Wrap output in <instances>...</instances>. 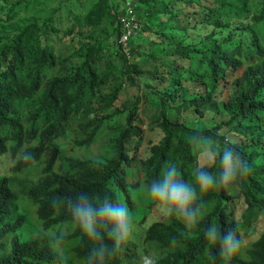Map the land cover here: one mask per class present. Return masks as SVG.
<instances>
[{"label": "clouds", "instance_id": "9594fccd", "mask_svg": "<svg viewBox=\"0 0 264 264\" xmlns=\"http://www.w3.org/2000/svg\"><path fill=\"white\" fill-rule=\"evenodd\" d=\"M5 2L0 264H264V0Z\"/></svg>", "mask_w": 264, "mask_h": 264}, {"label": "trees", "instance_id": "16d2710c", "mask_svg": "<svg viewBox=\"0 0 264 264\" xmlns=\"http://www.w3.org/2000/svg\"><path fill=\"white\" fill-rule=\"evenodd\" d=\"M0 6L8 8V5L6 4L5 0H0ZM9 54V53H8ZM5 185V182H0V228L3 222L5 221V201H10L15 207H18L14 197L12 196L10 190L9 193H7V197H5V193L3 192V187ZM5 197V198H4ZM19 208V207H18ZM18 213L21 214L20 209L18 210ZM12 215H10L11 217ZM9 228H12V224H10ZM37 244L42 246L44 243L43 241H37ZM256 255L259 257V259L264 263V239L263 241L258 245V248L256 249ZM37 264H42V261L39 259H36ZM5 264H21V256L16 251H12L9 255V257L5 260Z\"/></svg>", "mask_w": 264, "mask_h": 264}]
</instances>
